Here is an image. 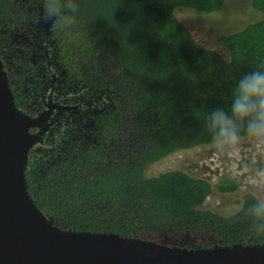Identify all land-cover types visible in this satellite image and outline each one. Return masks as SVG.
I'll use <instances>...</instances> for the list:
<instances>
[{"label": "trees", "instance_id": "obj_1", "mask_svg": "<svg viewBox=\"0 0 264 264\" xmlns=\"http://www.w3.org/2000/svg\"><path fill=\"white\" fill-rule=\"evenodd\" d=\"M77 3L71 27L51 26L58 60L71 69L79 59L104 65L97 80L113 91L116 108L93 116L95 124L81 131L65 126L31 150L26 180L40 210L62 229L166 245L264 244L246 211L255 194L235 214L223 215L203 207L215 189L207 178L182 169L150 173L178 151L212 144L207 113L228 107L235 82L264 64V19L220 37L227 59L200 43L176 14L183 7L215 12L224 0ZM253 5L264 12V0ZM41 13V0H0V40L15 51L17 70L26 62L18 51L23 44L33 56ZM13 93L20 106L22 92ZM132 143L143 148L131 149ZM217 188L230 193L238 186L224 178Z\"/></svg>", "mask_w": 264, "mask_h": 264}, {"label": "water", "instance_id": "obj_2", "mask_svg": "<svg viewBox=\"0 0 264 264\" xmlns=\"http://www.w3.org/2000/svg\"><path fill=\"white\" fill-rule=\"evenodd\" d=\"M52 111L32 116L18 107L0 55V264H264V244L187 248L55 225L26 180L30 152L44 142Z\"/></svg>", "mask_w": 264, "mask_h": 264}, {"label": "flooded vegetation", "instance_id": "obj_3", "mask_svg": "<svg viewBox=\"0 0 264 264\" xmlns=\"http://www.w3.org/2000/svg\"><path fill=\"white\" fill-rule=\"evenodd\" d=\"M40 22L42 29H38L39 32L35 35L33 43L36 47L31 49L34 51L33 56H28V49L22 48L24 44L18 49L19 54L21 53L26 59L25 65H21L20 70H17L12 59L15 51L7 44L3 46L1 40L0 55L14 92L17 96H19L17 91L22 92L18 107L32 116H37L48 108L53 109L51 118L48 119L52 124L44 136L43 143H45L48 141V135L54 138V135H59L65 126H68L69 130L79 131L91 127L95 124L93 116L108 109L113 110L116 105L113 91L97 80L101 79L100 67L104 68V65L98 64L99 67L97 63L85 59H79L76 63L77 67L72 69L60 64L50 30L52 25L49 26L42 18ZM28 42V46H32L33 43ZM4 47L10 50V53H6ZM28 61L33 65L30 66ZM34 67L36 69L32 70ZM21 71L24 76H20ZM17 74L19 77L16 76ZM31 130L36 133L42 130V127H32ZM43 143L39 142L35 147Z\"/></svg>", "mask_w": 264, "mask_h": 264}, {"label": "rangeland", "instance_id": "obj_4", "mask_svg": "<svg viewBox=\"0 0 264 264\" xmlns=\"http://www.w3.org/2000/svg\"><path fill=\"white\" fill-rule=\"evenodd\" d=\"M176 14L200 43L217 50L227 59L230 57L229 51L219 43L220 37L264 19V12L254 7L253 0H224L222 8L211 13L183 7L177 9ZM130 148L140 150L143 144L132 143ZM261 168H264V155L259 154L253 142L246 138L227 153L218 152L212 144L178 151L155 163L150 173L182 169L194 176L207 178L215 189L203 207L231 215L241 208L248 192L264 198V185L257 186L250 182ZM224 178L234 180L237 190L230 193L219 191L217 185Z\"/></svg>", "mask_w": 264, "mask_h": 264}, {"label": "clouds", "instance_id": "obj_5", "mask_svg": "<svg viewBox=\"0 0 264 264\" xmlns=\"http://www.w3.org/2000/svg\"><path fill=\"white\" fill-rule=\"evenodd\" d=\"M41 6L44 22L61 29L71 27L78 12L77 0H41ZM205 128L220 153L235 149L247 138L264 155V64L235 82L228 107L219 104L209 110ZM250 182L264 185V168L258 169ZM246 211L254 230L264 234V198L254 199Z\"/></svg>", "mask_w": 264, "mask_h": 264}]
</instances>
